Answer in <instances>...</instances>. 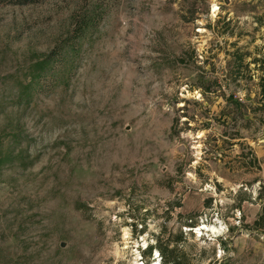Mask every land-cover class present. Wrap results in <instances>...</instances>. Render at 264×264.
Returning a JSON list of instances; mask_svg holds the SVG:
<instances>
[{"label": "rangeland", "instance_id": "374dc122", "mask_svg": "<svg viewBox=\"0 0 264 264\" xmlns=\"http://www.w3.org/2000/svg\"><path fill=\"white\" fill-rule=\"evenodd\" d=\"M263 84L264 0H0V264H264Z\"/></svg>", "mask_w": 264, "mask_h": 264}, {"label": "trees", "instance_id": "16d2710c", "mask_svg": "<svg viewBox=\"0 0 264 264\" xmlns=\"http://www.w3.org/2000/svg\"><path fill=\"white\" fill-rule=\"evenodd\" d=\"M22 3L31 2L34 0H19ZM261 95L264 96V84L261 86ZM157 248L163 256H165L164 264H183L182 257L175 251V249L167 250L161 246H150L148 247L147 253L150 254L152 249Z\"/></svg>", "mask_w": 264, "mask_h": 264}, {"label": "bare ground", "instance_id": "6f19581e", "mask_svg": "<svg viewBox=\"0 0 264 264\" xmlns=\"http://www.w3.org/2000/svg\"><path fill=\"white\" fill-rule=\"evenodd\" d=\"M216 11V7H212V14L214 13ZM223 230V229H222ZM196 232H197V234L198 233H200L199 234V236H201L202 235V233L203 232H205V233H210V237H211V235H212V237L214 236V237H216V236H218L219 235V233L221 232V229H218V228H216V227H208V226H202V227H199L198 229H196ZM216 235V236H215ZM202 237V236H201ZM209 237V236H208ZM211 237V238H212Z\"/></svg>", "mask_w": 264, "mask_h": 264}]
</instances>
